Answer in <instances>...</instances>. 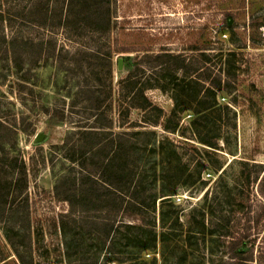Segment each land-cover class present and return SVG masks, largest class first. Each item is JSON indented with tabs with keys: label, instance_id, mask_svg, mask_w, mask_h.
<instances>
[{
	"label": "rangeland",
	"instance_id": "rangeland-1",
	"mask_svg": "<svg viewBox=\"0 0 264 264\" xmlns=\"http://www.w3.org/2000/svg\"><path fill=\"white\" fill-rule=\"evenodd\" d=\"M66 1L41 3L45 10L58 2L57 16ZM11 2L20 16L12 27L0 26V48L4 32L16 35L23 57L15 64L0 52V116L10 123L23 111L35 132L0 137V264H237L233 256L240 250L252 252L246 264H264V0H110L113 24L106 39L78 24L76 15L70 28L36 31L52 34L58 49L81 50L75 66L52 58L31 63L26 52L34 0ZM196 48L233 53L236 66H199L206 69L202 78L141 66L132 81L188 86L200 79L208 86L222 71L221 80L233 82L234 90L208 97L214 107L203 135L216 148L192 126L202 104L183 96L186 109L169 122L175 102L159 88L147 96L163 109L154 111L160 125L143 126L152 116L149 107L131 111L130 127L115 123L93 128L87 138L75 134L80 122L95 125L96 118L80 86L105 102L112 82L117 120L120 82L135 69L136 55L168 50L191 57ZM19 82L26 88L20 90ZM62 111L74 123L56 122ZM85 140L96 151H84ZM116 171L123 189L111 194ZM135 214L138 219L129 221ZM243 225L251 227L249 236L232 250Z\"/></svg>",
	"mask_w": 264,
	"mask_h": 264
},
{
	"label": "trees",
	"instance_id": "trees-1",
	"mask_svg": "<svg viewBox=\"0 0 264 264\" xmlns=\"http://www.w3.org/2000/svg\"><path fill=\"white\" fill-rule=\"evenodd\" d=\"M42 0H34L33 2V9L35 11L34 15L31 16L29 19L31 31L30 36L28 38V52H26L27 57L29 58V61L31 63H36L37 61H40L42 58L49 60L54 59L57 61L60 65L59 66H75L76 57L81 53L80 51H77L78 53L71 54L68 49L64 47L62 44V47L59 49L57 48V44H53V38L52 34L49 36L40 35L38 32L39 30H45L53 29L56 26L63 25L65 29L71 26V21L73 20L74 16L76 15L78 18V24H82L86 27H88L90 30H92V34L95 36L103 37V39H106L109 33L112 29V11L110 8V0H102L99 2V0H67L62 6H61V12L62 14L57 15V11L59 10V3L56 2L52 8L43 9V4L41 3ZM49 12H54L53 15H49ZM46 16H45V15ZM43 15V16H42ZM18 16H20V13L15 12V6L12 4L11 0H0V26L3 28V26L8 25L9 27H12L13 21L15 19H18ZM59 16V17H58ZM80 16H83L82 19H79ZM72 17V18H71ZM84 19V20H83ZM34 31V32H33ZM34 33V36H33ZM9 36V40L7 39ZM71 39V38H70ZM73 39V38H72ZM18 40V37L15 35H8L4 32L3 34V42H4V48H0V52H4L6 55L11 54L13 57V61L15 64L18 62L20 63V59L23 57L22 52L18 50L16 51V41ZM79 38H76V42L79 41ZM197 54L195 56H187L183 54H175L173 52H170L168 50L159 52V53H151L149 51H145L143 54L140 53L136 55L135 58V69L129 71L127 77H125L120 83V88L118 90V103L119 107L123 110H120L118 119H114L113 115V107H114V87L113 83L110 82L106 85V97L105 102L100 100V96H93L91 95L92 92L84 85L80 86L79 88V96L82 98V101L84 97H87V99L90 101L89 108L96 112L95 115V125H89L88 122H80L78 124V130L75 132V134H82L86 136H91L95 134V131L93 128H102V129H113L115 123L119 124L120 127H130L133 125V122L130 121V113L133 109L137 110H143L146 111L151 107L152 116L147 118L145 117L146 121H144L143 126H158L160 125L159 121V115L155 117L154 111H158V114L163 112V109L158 107L157 104H154L150 98L147 96V90L152 88H159L163 91L171 92V97L173 98L175 102V109L173 113L170 116L169 122L173 119H175V115H177L179 112L186 109V100H182L183 96H189L192 97L194 101H197L202 104V109H196L195 113L197 117L193 120L192 126L194 131L197 133L198 136L202 137L203 141H207V144L211 147L216 148L218 145L217 142H213L210 140L204 139V131L209 128L208 124L211 117V109L214 107L213 102H210L208 100V97L216 94L218 91H225L228 94L232 93L234 90V84L233 82L227 80L225 83L221 80L222 71H220V74L218 75V81L211 82V85L206 86V82L199 80H192L189 82V85L186 84H175L174 86H170L169 84H163L160 86V84H148L143 83L139 85L137 82L132 81L137 77V73L141 70V66H161V71L166 72H180L184 76H192L193 73H199V77H204L206 74V69L202 70V68H199V66H236L235 60L233 59L234 54L229 53L226 57L222 53L214 54L212 52H207L205 48H196ZM108 66H110V74H112V52L109 54V61ZM70 70V69H67ZM209 70V69H208ZM227 74H229V69L226 71ZM230 75V74H229ZM112 76V75H111ZM20 90H23L26 88V84L19 82L18 84ZM195 89H197L195 91ZM21 92V91H20ZM207 98V100H206ZM88 101V102H89ZM21 103H24V100H21ZM76 100L73 101L72 107L76 104ZM228 108V107H227ZM52 118V116H51ZM106 119L105 122H102V119ZM29 115H25V112L22 111L21 116L18 118H14L10 123H7L3 121L2 117L0 116V137L3 135H8V137L12 134L14 136V139H16V135L19 130L25 132L30 136L32 133L35 132L34 128L32 127V122H29ZM69 121L70 124L74 123L69 114H66L65 111H62L60 118L56 122H63V121ZM52 121V120H51ZM137 123V122H136ZM180 124V121L178 120L176 122V127L172 128L173 131H175ZM89 125V126H88ZM167 130H171L169 126H165ZM31 128V129H30ZM109 134H112L114 132L108 131ZM127 133V132H123ZM206 135V134H205ZM7 137V136H6ZM71 134L67 136V138H70ZM69 139H67L68 143ZM0 143H2V140L0 138ZM111 145L114 146L113 141H111ZM81 147L84 149V151H96V148H93L91 146L90 142L88 140H85ZM101 148H103V145H100ZM105 147V146H104ZM118 149L117 147H114ZM1 149V146H0ZM105 173H107L108 166L105 165L104 168ZM21 176L27 179V171L25 168V164L23 163L22 169H21ZM117 173V180L110 182L112 187V193L117 192L121 188V185L118 184V171ZM88 176L91 178L93 176V172L89 171ZM115 186V188L113 187ZM122 191V190H121ZM172 194L174 192H171ZM109 194L106 192V195ZM168 199V198H166ZM164 199V200H166ZM136 200H133L135 202ZM103 202L99 199V205L102 206ZM132 203H130L131 207ZM108 206V202L105 205V207ZM122 207V206H121ZM102 208V207H100ZM205 216V213H204ZM129 221H136L138 219L137 215L130 216ZM216 219V218H215ZM1 220V216H0ZM219 221V219H216ZM215 221V220H214ZM214 221L210 220L212 226ZM113 225V224H112ZM112 227V226H111ZM112 229V228H111ZM241 233L239 234V237L233 238L232 242V250L235 247H238L240 245L245 244V239L249 236V232L251 231V227L249 225H243V227L240 228ZM239 233V232H237ZM110 234H108L109 236ZM156 239V238H155ZM114 247V245L112 246ZM110 247V249H112ZM233 257L237 260V264H246V261H253L252 252L246 253L244 250H240L237 254H235Z\"/></svg>",
	"mask_w": 264,
	"mask_h": 264
},
{
	"label": "water",
	"instance_id": "water-1",
	"mask_svg": "<svg viewBox=\"0 0 264 264\" xmlns=\"http://www.w3.org/2000/svg\"><path fill=\"white\" fill-rule=\"evenodd\" d=\"M123 66H124V59H123V58H120L119 61H118V68H119L120 70H122V69H123ZM41 137H42V136H40L39 139H41Z\"/></svg>",
	"mask_w": 264,
	"mask_h": 264
}]
</instances>
